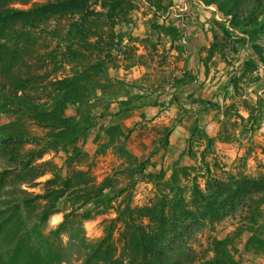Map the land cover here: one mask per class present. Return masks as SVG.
<instances>
[{
    "label": "rangeland",
    "instance_id": "obj_1",
    "mask_svg": "<svg viewBox=\"0 0 264 264\" xmlns=\"http://www.w3.org/2000/svg\"><path fill=\"white\" fill-rule=\"evenodd\" d=\"M54 1L4 0L0 10ZM210 1L134 0L127 21L113 28L95 23L87 39L70 33L78 16L5 28L23 41L15 61L0 65L7 67L0 74L3 248L20 239L24 258L38 250L47 264H84L110 233L114 258L127 264L125 212L165 200L177 233L159 264H264V201L202 217L201 196L219 183L264 177V64L258 61L264 32L245 34L250 24L219 11L218 4L231 7L229 0ZM91 9L102 12L101 1ZM91 66L65 90L75 72ZM64 96L82 103L64 107ZM77 172H88L97 186L112 178L115 193H124L105 211L88 206V218L72 213ZM67 179L65 195L54 193ZM24 191L50 196L20 205L24 224L15 230L11 221ZM174 197L185 203L174 207ZM49 206L60 212L40 224ZM183 209L197 218L180 227Z\"/></svg>",
    "mask_w": 264,
    "mask_h": 264
},
{
    "label": "trees",
    "instance_id": "obj_2",
    "mask_svg": "<svg viewBox=\"0 0 264 264\" xmlns=\"http://www.w3.org/2000/svg\"><path fill=\"white\" fill-rule=\"evenodd\" d=\"M4 1V0H0ZM25 1V0H15ZM103 11L95 12L91 9V5L94 0H57L54 2H48L40 6H34L28 10H21L15 8H6L0 10V65H7L8 61L13 62L17 57V46L18 37L11 35L6 32L9 25L24 21L28 22L30 26H33L37 20H47L51 17L58 19L78 16V21L71 25V34L74 36L78 35L84 39L93 35V25L101 22L107 27L113 28L119 22L127 21L129 13L134 8V0H100ZM227 1V0H225ZM230 6L228 8H222L221 4H218L219 11L222 15L231 17L233 20H237L241 17L244 20V24H250V28L242 29L246 34H249L252 38L257 33L264 32V0H229ZM210 3H217V0H211ZM22 40V35L19 39ZM258 61L264 64V56L258 54ZM95 66L88 67L82 71H77L66 81L65 90L68 91L74 87L75 79L78 75H85L90 69ZM7 68L3 67L2 69ZM0 67V74L2 71ZM7 76V75H6ZM7 94L10 95L9 92ZM60 103L65 107L69 103L78 104L82 103L79 98L69 99L65 96L60 100ZM30 107H35V104H28ZM9 108L8 111L3 112L5 114L12 113ZM53 113V112H51ZM49 113V114H51ZM35 119H38L37 114ZM57 116V125L65 128L66 120H63L60 115L54 113ZM43 117V116H42ZM54 126V127H58ZM21 139L20 136H16L15 139ZM34 171V169H32ZM43 175L42 173L39 174ZM38 177V176H37ZM76 177L78 182L73 185V195L76 196V202L72 213L82 211L85 217H90L92 210L100 212L105 211L109 205L114 202L120 195H123L124 191L120 190L115 193L113 188V179H106L100 185L91 184L92 178L88 172H77ZM71 179H67L64 184L63 190H54V193L61 194L64 196L66 190L71 186ZM66 188V189H65ZM25 197L19 204L15 205L16 213L14 219L16 221V228L19 225L24 224L21 218H19L20 205H31L38 200L48 199L49 194L45 195H33L23 192ZM264 193V177L251 181L247 179L236 180L229 183H219L218 186L210 192L208 196L204 194L201 196L203 203L205 204V210L202 215L203 219L219 216L225 214L226 211L234 212L237 207L244 205L247 201H264L261 195ZM60 197V196H59ZM182 200V201H181ZM172 199L173 206L178 207V204L185 203V200ZM167 201L163 200L162 205H154L144 208H136L131 210L129 207L125 212L127 219H125L124 229H128L131 226V230L121 233L124 237V251L127 255V264H159L167 256V245L168 242L172 241L173 236L177 233V226L174 225V218L167 215L164 210L163 204ZM88 206H93L92 210ZM184 205H181L183 207ZM52 206L44 209L38 216L40 224L46 223L50 216L59 213L60 210H51ZM224 209H226L224 211ZM224 211V212H223ZM124 213V214H125ZM183 216L180 227L186 225V221L196 216L194 213L184 210L181 213ZM69 216H65V221ZM119 219L116 218L115 221ZM136 219H146L148 222L144 224H138ZM65 221L55 231V234L61 229ZM191 221V220H190ZM2 229H0L1 234ZM111 234L109 233L96 247L90 249V256L84 264H125L121 258H114L113 246L109 240ZM13 246L3 248V244L0 243V264H13L16 261L25 260L22 264H47L45 258L38 252L35 251V255L30 254L26 258L20 255V239L15 242ZM21 257V258H20ZM139 258V259H138Z\"/></svg>",
    "mask_w": 264,
    "mask_h": 264
}]
</instances>
